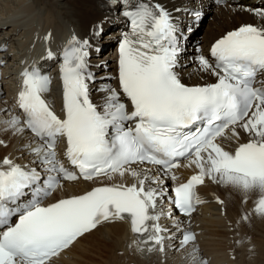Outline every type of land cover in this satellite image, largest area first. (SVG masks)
Masks as SVG:
<instances>
[{"label":"snow or ice","instance_id":"1","mask_svg":"<svg viewBox=\"0 0 264 264\" xmlns=\"http://www.w3.org/2000/svg\"><path fill=\"white\" fill-rule=\"evenodd\" d=\"M112 6L128 22L118 41L115 87L97 88L102 94L92 95L96 76L90 56L101 51L95 37H103L102 27L90 38L73 35L62 48L59 114L44 98L49 75L36 65L22 70L17 105L23 119L7 123L38 138L33 151L47 175L7 157L0 161V264H52L77 238L112 220L130 221L133 233L148 234L138 243L151 242L163 251L160 233L167 230L148 222L159 220L150 210H156L166 189L161 179L140 178L131 167L145 162L159 166L164 176L182 157L199 169L173 189L172 203L185 214L194 211L199 202L194 186L206 177L245 193L257 191V211L264 214V80H258L264 76V23L242 24L217 39L207 55L198 56V70L215 82L186 84L178 71L180 36L173 11L161 0H114ZM252 11L264 21V10ZM47 59H54L51 51ZM228 129L231 136L225 135ZM237 129L247 134L246 141ZM60 138L74 170L57 159ZM218 138L237 143L225 150ZM126 173L138 185L102 184L45 203L63 181ZM149 179L159 189L146 188ZM194 240L184 235V243Z\"/></svg>","mask_w":264,"mask_h":264},{"label":"bare ground","instance_id":"2","mask_svg":"<svg viewBox=\"0 0 264 264\" xmlns=\"http://www.w3.org/2000/svg\"><path fill=\"white\" fill-rule=\"evenodd\" d=\"M113 2L114 0H0V161L7 157L21 165H37V162L33 163L38 159L33 151L39 145L37 138L28 130L17 132L7 121L12 117L22 119L13 105L22 70L38 62L46 68L50 67L51 72L57 70L54 63L45 62L36 53L40 40L51 37L49 47L58 52L62 50L59 45L66 46L73 35L82 40L91 37L95 29L102 27L103 43L107 41V44L104 46L105 55L100 60L106 58L107 61L105 66L98 69L99 77L117 74L118 43L114 44V40L119 41L121 33L128 26L112 6ZM161 3L173 11L174 18L182 23L197 26L196 20H202L190 39H202L206 47L242 24L264 23L252 11L264 10V2L260 0H228L225 6L214 5L208 0H161ZM175 9L180 11L176 12ZM193 10L201 12V15L194 18L191 15ZM208 11L210 15L206 16ZM198 27L202 29L198 30L199 38H196ZM188 49L189 47L188 57L184 62L186 65L180 72L182 79L189 84L215 82L214 77L198 70L197 54ZM58 62L61 64L62 60L59 58L56 63ZM115 86V79H101L93 88L96 92L97 88ZM101 94L97 93V96ZM47 97L58 107L59 101L55 94H47ZM237 131L241 132L242 140L246 141L247 134L240 129ZM225 135L231 136V130ZM218 143L225 150H231L237 142L234 139L229 141L219 138ZM132 168L141 173L140 178H158L152 169ZM198 172L199 169L188 160L173 175L181 177L173 181L179 184ZM161 180L167 192L172 181ZM114 183L131 186L134 183L138 185V180L126 173L124 177L113 174L111 178L104 177L92 182L62 183L48 202L83 194L94 186ZM145 187L159 189L160 185L149 179L146 180ZM198 192L203 204L191 218L173 216L163 198L157 200L155 211L150 210L151 214L160 216L158 221L152 223L163 224L167 230L166 236H170L164 239L163 251H160V246L151 242L138 243L140 240L147 241L148 236L135 238L130 221L112 220L102 223L93 232L83 236L70 250L53 259L52 264H264V214L257 211L259 193H245L230 184L219 183L207 177ZM189 228L196 232V237L194 241L184 243L182 230Z\"/></svg>","mask_w":264,"mask_h":264},{"label":"rangeland","instance_id":"3","mask_svg":"<svg viewBox=\"0 0 264 264\" xmlns=\"http://www.w3.org/2000/svg\"><path fill=\"white\" fill-rule=\"evenodd\" d=\"M205 10H206V9H205ZM209 15H210V14H209V11H208V13H207V15H206V16H209ZM206 16H205V17H206ZM112 19L114 20V18H112ZM203 23H204V22H203ZM203 23H202V24H203ZM207 23H208V20H207V21L204 23V25H203V26H204V28L206 27ZM201 29H202L201 27H198V29H197V32H196V35H195V36H196V38H199V36H197V35H198V30H199V31H201ZM203 32H204V31H202L201 35L203 34ZM199 34H200V33H199ZM191 52L193 53V51H191ZM104 55H105V54H104ZM102 56H103V55H102ZM103 59H106V58H103ZM112 62H113V61H112ZM110 64H111V63H110ZM88 241L90 242V241H91V239H90V240H88Z\"/></svg>","mask_w":264,"mask_h":264}]
</instances>
